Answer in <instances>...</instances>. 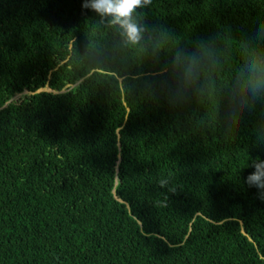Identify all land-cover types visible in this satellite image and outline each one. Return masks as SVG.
<instances>
[{
  "label": "trees",
  "instance_id": "trees-1",
  "mask_svg": "<svg viewBox=\"0 0 264 264\" xmlns=\"http://www.w3.org/2000/svg\"><path fill=\"white\" fill-rule=\"evenodd\" d=\"M82 3L0 0V264H264V0Z\"/></svg>",
  "mask_w": 264,
  "mask_h": 264
},
{
  "label": "clouds",
  "instance_id": "clouds-1",
  "mask_svg": "<svg viewBox=\"0 0 264 264\" xmlns=\"http://www.w3.org/2000/svg\"><path fill=\"white\" fill-rule=\"evenodd\" d=\"M150 0H83L82 9H88L96 13L102 19L115 26L125 45H136L142 39L143 29L133 19V14L137 8L147 6ZM193 77L191 73H185L177 85V97L185 93L192 85ZM237 91L246 90L248 93L255 94L264 90V77H257L249 80L242 86L236 85ZM248 167L252 171L244 177V183L249 188H256L260 193L259 198L264 200V159L253 160ZM161 188L168 186L167 180H161Z\"/></svg>",
  "mask_w": 264,
  "mask_h": 264
}]
</instances>
